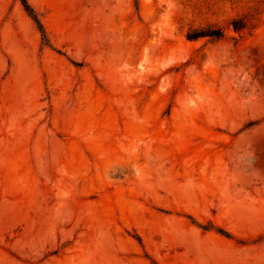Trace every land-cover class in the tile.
I'll list each match as a JSON object with an SVG mask.
<instances>
[{
	"label": "rangeland",
	"instance_id": "374dc122",
	"mask_svg": "<svg viewBox=\"0 0 264 264\" xmlns=\"http://www.w3.org/2000/svg\"><path fill=\"white\" fill-rule=\"evenodd\" d=\"M28 2L43 30L0 0V264H264V0Z\"/></svg>",
	"mask_w": 264,
	"mask_h": 264
},
{
	"label": "trees",
	"instance_id": "16d2710c",
	"mask_svg": "<svg viewBox=\"0 0 264 264\" xmlns=\"http://www.w3.org/2000/svg\"><path fill=\"white\" fill-rule=\"evenodd\" d=\"M26 9L29 11L30 15L39 23L41 29L43 30V25L38 18L34 8L29 4L28 0H22ZM231 25L234 30L240 31L248 27V24L242 18H235L231 21ZM224 35V31L221 27H213L207 29L194 30L188 33L190 39H196L201 36H209L211 38H221Z\"/></svg>",
	"mask_w": 264,
	"mask_h": 264
}]
</instances>
